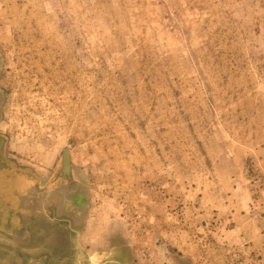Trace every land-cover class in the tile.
<instances>
[{
    "label": "rangeland",
    "instance_id": "rangeland-1",
    "mask_svg": "<svg viewBox=\"0 0 264 264\" xmlns=\"http://www.w3.org/2000/svg\"><path fill=\"white\" fill-rule=\"evenodd\" d=\"M0 137V264H264V0H0Z\"/></svg>",
    "mask_w": 264,
    "mask_h": 264
},
{
    "label": "flooded vegetation",
    "instance_id": "flooded-vegetation-1",
    "mask_svg": "<svg viewBox=\"0 0 264 264\" xmlns=\"http://www.w3.org/2000/svg\"><path fill=\"white\" fill-rule=\"evenodd\" d=\"M10 175L11 179L8 181L10 185L12 184V189L7 188L8 190L0 194V200L2 199L5 203L4 206L7 212L9 226H12V223H17L19 226L24 227L28 222V218L31 217L33 213L35 218H37L38 213L41 215L44 209L37 205L38 192L44 194L47 198H52L54 195L57 197L55 204L54 202L53 204L51 202L50 205L45 203V206L48 205V207L45 208L46 213L49 212L50 214V210L56 209L57 212L63 214V212L68 210L69 198L68 189H66V187H68L67 184H59L54 189H57L54 192L53 189H48L46 186L38 187L36 183H34L32 177H18L14 172H11ZM43 191L44 193H42ZM32 208H34L35 211L32 210ZM26 214L28 216H25Z\"/></svg>",
    "mask_w": 264,
    "mask_h": 264
},
{
    "label": "crops",
    "instance_id": "crops-1",
    "mask_svg": "<svg viewBox=\"0 0 264 264\" xmlns=\"http://www.w3.org/2000/svg\"><path fill=\"white\" fill-rule=\"evenodd\" d=\"M11 172H15V171H10V170H4L0 168V194L3 193V191L8 190L6 189L7 187V183H9L8 180L11 179ZM16 173H19L18 171ZM18 177H21V174L17 175ZM4 202L2 201V199L0 200V220H2L3 216H4V212L6 213V209L4 206Z\"/></svg>",
    "mask_w": 264,
    "mask_h": 264
},
{
    "label": "water",
    "instance_id": "water-1",
    "mask_svg": "<svg viewBox=\"0 0 264 264\" xmlns=\"http://www.w3.org/2000/svg\"><path fill=\"white\" fill-rule=\"evenodd\" d=\"M3 152H4V139H2L0 137V168L1 169H4L6 170V162L5 160L3 159L4 156H3ZM64 162H65V165L67 166L69 164V154H68V151L66 152L65 154V157H64Z\"/></svg>",
    "mask_w": 264,
    "mask_h": 264
}]
</instances>
